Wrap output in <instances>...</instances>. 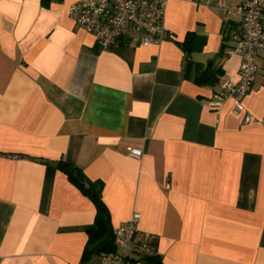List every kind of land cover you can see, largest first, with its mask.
<instances>
[{
	"label": "crops",
	"instance_id": "crops-1",
	"mask_svg": "<svg viewBox=\"0 0 264 264\" xmlns=\"http://www.w3.org/2000/svg\"><path fill=\"white\" fill-rule=\"evenodd\" d=\"M75 1L0 0V264H101L81 262L106 236L96 204L59 160L104 183L108 228L141 214L136 239L156 234L162 264H264V125L232 98L209 106L221 77L240 79L227 49L241 17L167 0L170 39L105 48L70 17ZM209 64L217 80L198 81ZM258 65L244 104L259 119Z\"/></svg>",
	"mask_w": 264,
	"mask_h": 264
},
{
	"label": "built area",
	"instance_id": "built-area-1",
	"mask_svg": "<svg viewBox=\"0 0 264 264\" xmlns=\"http://www.w3.org/2000/svg\"><path fill=\"white\" fill-rule=\"evenodd\" d=\"M218 3L231 14L241 17V31L231 35L234 45L227 49V54H240L242 64L238 81L220 78L209 106L217 108L232 98V112L242 116L244 123L257 121L264 125V117L256 118L244 104V98L256 80L258 60L264 59V0H242L235 6L227 5L226 0H218ZM166 11L167 0H78L70 5L69 15L105 48H110L121 42L160 45L170 39L173 32L166 23ZM129 155L140 158L143 150L130 148ZM140 218L141 214L135 212L114 228L118 251L102 252L101 264H130L129 255L134 250H152V243L158 240L156 234L146 232L136 239Z\"/></svg>",
	"mask_w": 264,
	"mask_h": 264
},
{
	"label": "trees",
	"instance_id": "trees-1",
	"mask_svg": "<svg viewBox=\"0 0 264 264\" xmlns=\"http://www.w3.org/2000/svg\"><path fill=\"white\" fill-rule=\"evenodd\" d=\"M50 1V0H44ZM188 42V41H187ZM192 43V40H190ZM218 78V69L211 68L210 64L205 68L197 69L196 79L200 82L216 81ZM58 166L61 170L65 171L69 178L87 195L91 196L97 207L96 221L93 225V231L98 233H105L106 236L103 239H98V243L92 248L86 247L82 261H86L94 252H116L118 247L115 243L114 229L108 228V216L107 207L102 199V189L104 183L102 181L90 180L84 172L78 166L68 162L66 160H59ZM153 248L151 251H137L134 250L129 259L130 264H137L139 262H145L147 264H162L161 256L158 253L157 241L153 242Z\"/></svg>",
	"mask_w": 264,
	"mask_h": 264
}]
</instances>
